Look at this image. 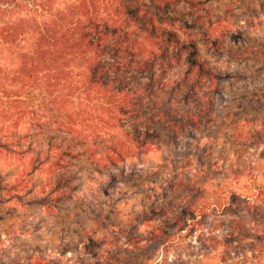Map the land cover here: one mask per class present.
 Listing matches in <instances>:
<instances>
[{
    "label": "trees",
    "instance_id": "obj_1",
    "mask_svg": "<svg viewBox=\"0 0 264 264\" xmlns=\"http://www.w3.org/2000/svg\"><path fill=\"white\" fill-rule=\"evenodd\" d=\"M54 1L31 10L0 0V133L11 129L15 142L0 143L14 167L7 190L16 198L27 186L29 200L53 206L82 196L87 164L103 173L216 126L220 74L204 52L231 31L229 17L198 0ZM25 121L58 131L64 145L23 150L15 131ZM162 234L132 232L122 256L148 264L145 248Z\"/></svg>",
    "mask_w": 264,
    "mask_h": 264
},
{
    "label": "rangeland",
    "instance_id": "obj_2",
    "mask_svg": "<svg viewBox=\"0 0 264 264\" xmlns=\"http://www.w3.org/2000/svg\"><path fill=\"white\" fill-rule=\"evenodd\" d=\"M18 1L36 9L35 0ZM198 1L231 20L220 47L204 52L220 74L216 126L103 173L87 164L82 196L54 206L29 200L24 185L12 197L14 167L0 149V264H138L122 256L135 246L130 234L159 230L148 264H264V0ZM30 123L15 131L23 150L64 145L58 131ZM4 134L0 143H15Z\"/></svg>",
    "mask_w": 264,
    "mask_h": 264
}]
</instances>
